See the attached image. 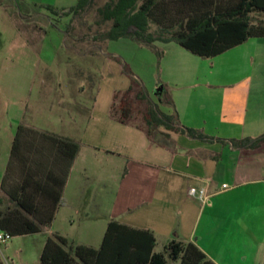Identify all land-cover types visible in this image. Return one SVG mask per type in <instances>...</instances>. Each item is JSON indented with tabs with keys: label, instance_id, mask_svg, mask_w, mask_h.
Instances as JSON below:
<instances>
[{
	"label": "crops",
	"instance_id": "crops-1",
	"mask_svg": "<svg viewBox=\"0 0 264 264\" xmlns=\"http://www.w3.org/2000/svg\"><path fill=\"white\" fill-rule=\"evenodd\" d=\"M160 43L164 45L162 71L167 76L164 86L173 100L172 112L179 115L181 124L227 140L257 138L264 133V36L250 37L210 58L190 50L192 54L183 49L172 50L173 42ZM96 102L95 98L84 119L87 136L92 126L103 123L127 135L120 140L122 143H113L112 135L105 145L70 135L68 131L78 130L79 120L71 115L65 120L58 111L50 120H56L59 129L40 127L81 144L65 187V205L59 208L51 227L34 234L41 237V250L48 236H71L57 225L60 218L70 228L77 224L85 228L95 225L90 217L93 211L80 209L97 203L84 200L88 192L86 178L110 181L109 188L114 186V194L119 197L121 187L140 177V199L116 210L124 215L121 219L105 212L107 194L102 191L97 205L99 212L106 215L101 221L103 234L110 219H117L153 230L157 240L162 237L169 242H193L217 264H264V175L259 174L264 169V142L256 147L249 144L236 148L229 141L209 142L163 127L161 130L169 132L171 138L152 142L143 130L115 120L111 108L105 117L100 116ZM20 123L29 125L25 120ZM16 131L7 132L0 127V195L4 194L1 182ZM121 161L126 162L125 167ZM135 167L140 169V176L134 173ZM190 187L206 188L209 199L201 201L192 196ZM118 204L114 201L113 208ZM137 210L140 218L129 215ZM71 211L84 215L77 221ZM89 238L80 244L93 245Z\"/></svg>",
	"mask_w": 264,
	"mask_h": 264
},
{
	"label": "trees",
	"instance_id": "trees-1",
	"mask_svg": "<svg viewBox=\"0 0 264 264\" xmlns=\"http://www.w3.org/2000/svg\"><path fill=\"white\" fill-rule=\"evenodd\" d=\"M92 3L78 0L70 11L81 14ZM256 12L264 13V0H109L98 13L101 23L111 22V26L96 38H131L150 46L158 41L175 42L210 58L250 37L264 36V20L255 22ZM158 94L173 105L166 86ZM141 102L145 109L140 111L137 104ZM111 115L143 130L152 142L171 138L161 127L209 142L229 141L236 148L264 142V133L257 138L227 140L181 124L176 112L159 109L135 77L127 89L114 92ZM80 149V142L72 138L18 125L1 182L0 230L16 237L51 227L59 208L65 205V187ZM156 246L153 230L110 219L100 247L70 245L67 237L56 233L47 237L38 264H217L193 242L174 239L161 251Z\"/></svg>",
	"mask_w": 264,
	"mask_h": 264
},
{
	"label": "rangeland",
	"instance_id": "rangeland-1",
	"mask_svg": "<svg viewBox=\"0 0 264 264\" xmlns=\"http://www.w3.org/2000/svg\"><path fill=\"white\" fill-rule=\"evenodd\" d=\"M107 1L93 0L85 12L75 14L70 8L78 0H44L42 3L34 0H0V127L3 130L15 131L19 122L25 120L32 128L52 132L42 128L53 126L59 129L54 120L58 111L65 120L67 115L78 118V130L68 131L70 135L102 145L109 144V136L112 135L113 143H122L120 140L126 139L127 135L110 129L108 125L97 123L96 127L90 128L87 136V128L83 124L95 98L98 113L105 117L110 111L114 92L127 89L132 77L142 83L160 110L172 112L167 98L162 100L158 94V87L165 85L167 77L166 72L162 71L164 45L157 42L156 48L131 38H96L111 26V22L101 23L98 13V8ZM255 18L264 20V13H254ZM172 46V50L183 49L192 54L178 43L173 42ZM137 108L144 110L145 104L138 103ZM53 114L54 119L51 117L50 120ZM120 165L125 167L126 162L121 161ZM135 168L134 173L140 176V169ZM259 174L264 175V169ZM109 182L85 179L88 192L84 200L97 203L80 209L93 211L90 215L95 222L93 228L78 224L70 228L65 220L59 219L57 225L71 235L67 237L70 245L80 244L92 236L88 240L92 241L91 246H101L104 236L101 221L106 215L99 212L97 204L102 200L104 191L107 194L105 212L117 219L124 217L116 213L117 209L123 208L129 201L140 199V177L121 187L119 197L114 194V186L109 188ZM111 183L115 184V181ZM114 201H119L115 208ZM62 211L61 214L65 212ZM70 215L79 221L84 214L71 211ZM129 215L140 218V210ZM72 235L78 238H72ZM40 238V235L34 234L13 237L2 246L3 264H38L42 252ZM168 242L159 237L156 250H163Z\"/></svg>",
	"mask_w": 264,
	"mask_h": 264
},
{
	"label": "built area",
	"instance_id": "built-area-1",
	"mask_svg": "<svg viewBox=\"0 0 264 264\" xmlns=\"http://www.w3.org/2000/svg\"><path fill=\"white\" fill-rule=\"evenodd\" d=\"M189 193L201 201H207L210 197L208 190L202 187H190ZM12 238L13 236L9 232L0 230V254L3 253L2 246L8 244Z\"/></svg>",
	"mask_w": 264,
	"mask_h": 264
},
{
	"label": "water",
	"instance_id": "water-1",
	"mask_svg": "<svg viewBox=\"0 0 264 264\" xmlns=\"http://www.w3.org/2000/svg\"><path fill=\"white\" fill-rule=\"evenodd\" d=\"M141 264H144V263H141Z\"/></svg>",
	"mask_w": 264,
	"mask_h": 264
}]
</instances>
